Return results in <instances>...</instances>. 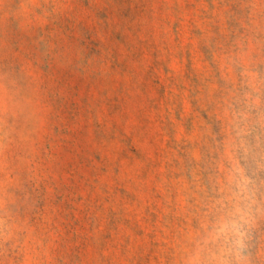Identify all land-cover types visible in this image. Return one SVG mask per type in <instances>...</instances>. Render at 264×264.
Instances as JSON below:
<instances>
[{"label":"rangeland","instance_id":"374dc122","mask_svg":"<svg viewBox=\"0 0 264 264\" xmlns=\"http://www.w3.org/2000/svg\"><path fill=\"white\" fill-rule=\"evenodd\" d=\"M0 264H264V0H0Z\"/></svg>","mask_w":264,"mask_h":264},{"label":"clouds","instance_id":"9594fccd","mask_svg":"<svg viewBox=\"0 0 264 264\" xmlns=\"http://www.w3.org/2000/svg\"><path fill=\"white\" fill-rule=\"evenodd\" d=\"M239 235L242 237L243 236V233L241 232V233H239ZM240 243H241V241L240 240H237V245L238 246L240 245ZM236 255H237V258H239V252L238 251L236 252Z\"/></svg>","mask_w":264,"mask_h":264}]
</instances>
